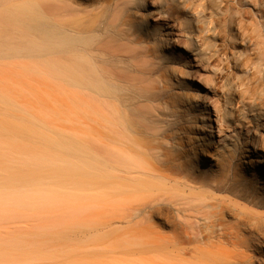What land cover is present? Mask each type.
Here are the masks:
<instances>
[{
	"label": "bare ground",
	"instance_id": "obj_1",
	"mask_svg": "<svg viewBox=\"0 0 264 264\" xmlns=\"http://www.w3.org/2000/svg\"><path fill=\"white\" fill-rule=\"evenodd\" d=\"M145 3L0 0V80L42 78L60 109L74 115L73 133L46 139L20 156L11 153L10 135H0V214L57 205L60 231L50 232L65 241L72 230L68 217L89 210L94 221L84 222L82 233L108 235L114 244L196 238L204 248H182L193 264H264V254H251L264 252V212L249 206L264 208L257 191L264 182L256 186L264 170L253 176L251 157L264 147V137L249 133L264 127V75L254 85L223 77L232 56L225 45L235 32L246 35L247 16L264 23V0H159L175 38L168 26H151ZM220 35L227 37L220 41ZM204 65L202 83L215 96L209 103L190 83ZM0 102L13 106L1 90ZM212 109L216 133H233L221 150L212 149ZM33 133L45 140L41 130ZM199 221L204 230L196 235L192 225ZM157 223L179 228L162 234L153 229ZM169 247L149 245L146 251L178 254ZM32 252H38L34 242L0 237V264H31L32 256L21 255ZM70 257L63 248L61 261L45 255L42 264L103 263Z\"/></svg>",
	"mask_w": 264,
	"mask_h": 264
},
{
	"label": "rangeland",
	"instance_id": "obj_2",
	"mask_svg": "<svg viewBox=\"0 0 264 264\" xmlns=\"http://www.w3.org/2000/svg\"><path fill=\"white\" fill-rule=\"evenodd\" d=\"M146 1V6L150 8L152 11L149 14L150 19H148L151 26H156L159 24H163L164 26H168L167 28L171 29L172 35L175 38L174 33V24L172 22L171 16L167 19V13H161L159 7V0H144ZM168 4H173L172 2H168ZM173 6V5H172ZM252 10L255 9V6L249 5ZM171 13V11L169 10ZM174 14V13H173ZM252 19V20H251ZM249 20V22H248ZM261 18L258 19L254 17H246V25L248 26V30L245 31V36L239 35L238 32H235V38L230 39V44L226 42L225 50H227L228 54L232 56L230 59L229 66L226 65L225 74L223 77L234 78V80L238 81H248L251 85L256 84L257 79L260 75H264V23L260 24ZM257 21V22H256ZM258 26L260 30H252V24ZM250 29V30H249ZM262 30V31H261ZM236 31V30H235ZM260 33H263L260 35ZM238 35V36H237ZM260 35V36H259ZM225 35H220L219 40L222 41L225 39ZM241 37H244L241 39ZM246 37V38H245ZM262 37V38H260ZM172 38L171 43H173ZM260 38V39H259ZM258 40H260L258 42ZM263 40V41H261ZM233 43V44H232ZM183 45L179 44L178 48H181ZM230 51L228 47L231 48ZM177 48V46H175ZM177 48V49H178ZM241 51H240V50ZM242 52V55L237 58L238 51ZM237 51V52H236ZM263 51V52H262ZM234 52V53H233ZM235 54L236 57H235ZM234 56V57H233ZM247 57V58H246ZM190 66L192 69H196L199 64L195 63L192 55L189 56ZM244 60V63H240L241 60ZM234 61V62H233ZM240 61V62H239ZM236 62V63H235ZM233 63V64H232ZM261 64V65H260ZM204 65L202 67L201 72H195L192 75L190 83L199 87L204 92L205 97H209V101L214 99L213 90L211 86L206 83H202L203 76L206 77L207 66ZM261 72V73H260ZM204 74V75H203ZM238 76V77H236ZM237 78V79H235ZM16 79V80H0V90L3 91L12 101L13 106L11 108H3V104L0 102V135L7 137L10 135L11 137V146H12V154L14 157L20 156L24 154V152L31 151L35 146L34 145H42L44 141L50 140V138L54 141H57L63 133H73L74 127V115L71 113H64L60 106V99L56 94H48L46 81L42 78H30V79ZM23 80V81H21ZM64 113V114H63ZM208 115V114H207ZM210 117L212 118V128L214 135V140H217L213 145L212 149L221 150L222 147H226L228 142V137L232 132H223L216 133V125L217 123L214 120L215 113L214 110L210 112ZM70 120V121H69ZM9 122L11 123V127L9 128ZM23 128H28L31 130L32 134H26L25 131H22ZM9 129L11 130L9 132ZM206 128L204 127V130ZM41 130L45 135V140L38 139L34 136L33 131ZM205 132V131H204ZM228 133V134H227ZM252 139L255 137L260 138L264 137V127L258 129L257 133H253L251 135V131L249 132ZM29 135V136H28ZM41 142V143H40ZM252 147V148H251ZM250 149H255L251 146ZM259 150V154L254 156V152L252 151V159L255 158L254 162V171L253 176L258 175L260 170H264V147L256 148ZM21 153V154H19ZM247 153V152H246ZM250 153V151H249ZM249 159V158H244ZM260 167V169H259ZM259 170V171H258ZM251 172H248L250 175ZM259 176V175H258ZM259 183L256 184L258 186L260 183L264 182V178H258ZM261 179V180H260ZM262 188V189H261ZM258 194L260 196H264V185L262 187L257 188ZM240 203L248 205L243 200H239ZM52 205V206H51ZM56 206V208L54 207ZM249 206L253 209L260 210L264 212V208L257 207L249 204ZM49 207H51L49 209ZM48 209H42V213L40 215L38 212L31 209L21 208L19 210H15L17 213L14 214V211L5 214L7 216L0 214V237H17L20 239H24L26 241L34 242V245L37 246L36 253H25L26 255H21L22 257L32 256L33 260L31 264H42L44 262L43 257L45 255H54L55 260L61 261L62 258V250L63 248L67 249L69 255H71V259L78 260L85 263H90V260H94L98 258L100 262L99 264H193L190 260L194 257L190 252H182V248L188 251L192 247H197L195 252H198L200 248H204V240H196L193 238L191 241L187 240H175V239H164V238H151L150 242H146L145 240L132 242L131 244L118 243L114 244L112 241L105 235L100 236H89L82 233L83 223L93 219L92 211H85L81 213V215L69 216L70 220V232L68 233V238L65 241H61L55 235V229H57V233L60 231V225L62 221H57L62 219L61 211L58 209L57 205L50 204L47 207ZM53 208V209H52ZM259 208V209H258ZM45 210V211H44ZM49 210V211H48ZM53 210V211H52ZM56 210V211H55ZM19 211V212H18ZM31 212H34L33 214ZM37 212V213H36ZM13 213V214H11ZM45 213V214H44ZM80 214V213H79ZM102 215L106 213L102 211ZM37 215V216H36ZM48 215V216H47ZM46 216V217H43ZM80 216V217H79ZM82 216V217H81ZM78 217V218H77ZM59 218V219H57ZM66 218V217H64ZM74 218V219H73ZM44 220V221H43ZM196 220V219H195ZM78 224V226L75 225ZM94 221V220H91ZM44 222H47L46 224ZM60 222V224H58ZM86 222V224H88ZM199 221L195 222L192 225L193 232H196V235L201 234L202 230H204V225ZM43 223V224H42ZM52 223V224H50ZM92 223V222H90ZM89 223V224H90ZM40 225V228L38 227ZM58 224V225H57ZM35 225V226H34ZM51 225V226H50ZM56 225V226H55ZM42 226V227H41ZM45 226V227H43ZM34 227H38L35 231ZM68 227V228H69ZM42 228V229H41ZM174 228H179V226H166L163 224H156L153 229L155 232H160L162 234H169L174 231ZM46 229V230H45ZM53 229L52 232H50ZM59 229V230H58ZM42 231V232H41ZM49 231V232H48ZM36 232V235H35ZM45 233V234H42ZM70 234V235H69ZM75 234H77L75 236ZM200 237V236H199ZM67 242V246H63ZM61 243V244H60ZM149 245L153 246H161L165 247V245L170 246L169 248L178 250V254H171L168 251H155V252H147L149 249ZM52 246V247H51ZM127 246L131 249H136L141 253L132 254L131 252H127L126 250L121 251V249ZM157 248V247H156ZM180 253V254H179ZM252 255H263L259 254L257 251L252 252ZM74 255V256H73ZM175 255V256H172ZM204 258V255H201ZM51 261V260H50ZM96 261V260H95ZM106 262V263H105ZM49 264H53V261Z\"/></svg>",
	"mask_w": 264,
	"mask_h": 264
}]
</instances>
